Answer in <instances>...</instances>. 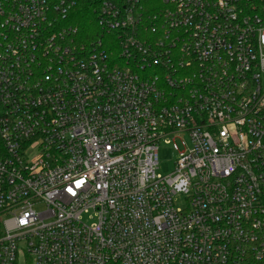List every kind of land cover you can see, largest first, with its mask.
Returning a JSON list of instances; mask_svg holds the SVG:
<instances>
[{"label": "built area", "instance_id": "2783aa9c", "mask_svg": "<svg viewBox=\"0 0 264 264\" xmlns=\"http://www.w3.org/2000/svg\"><path fill=\"white\" fill-rule=\"evenodd\" d=\"M80 1L0 0V264H264V0Z\"/></svg>", "mask_w": 264, "mask_h": 264}, {"label": "rangeland", "instance_id": "374dc122", "mask_svg": "<svg viewBox=\"0 0 264 264\" xmlns=\"http://www.w3.org/2000/svg\"><path fill=\"white\" fill-rule=\"evenodd\" d=\"M263 85H264V73H263ZM185 139V136H181ZM181 140L178 139V143L181 145ZM187 141V140H186ZM178 158V152L173 148L172 143H166L165 140L159 146V164L157 172L162 175L170 174L175 169L176 160ZM186 195H181L179 197V206L185 207ZM86 219V218H85ZM18 264H25V257H21Z\"/></svg>", "mask_w": 264, "mask_h": 264}, {"label": "trees", "instance_id": "16d2710c", "mask_svg": "<svg viewBox=\"0 0 264 264\" xmlns=\"http://www.w3.org/2000/svg\"><path fill=\"white\" fill-rule=\"evenodd\" d=\"M95 0H81L75 9V18L73 19L82 31L98 29L95 17Z\"/></svg>", "mask_w": 264, "mask_h": 264}, {"label": "snow or ice", "instance_id": "6c2138e0", "mask_svg": "<svg viewBox=\"0 0 264 264\" xmlns=\"http://www.w3.org/2000/svg\"><path fill=\"white\" fill-rule=\"evenodd\" d=\"M80 183H82V182H80ZM77 186H79V183L77 184Z\"/></svg>", "mask_w": 264, "mask_h": 264}]
</instances>
